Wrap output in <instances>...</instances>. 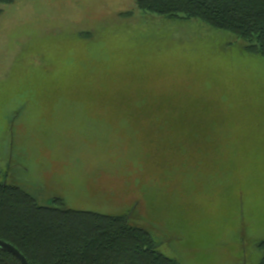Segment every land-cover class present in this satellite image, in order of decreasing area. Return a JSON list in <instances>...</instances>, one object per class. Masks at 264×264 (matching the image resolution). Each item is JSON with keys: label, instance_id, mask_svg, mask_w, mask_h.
I'll return each mask as SVG.
<instances>
[{"label": "rangeland", "instance_id": "rangeland-1", "mask_svg": "<svg viewBox=\"0 0 264 264\" xmlns=\"http://www.w3.org/2000/svg\"><path fill=\"white\" fill-rule=\"evenodd\" d=\"M1 10L0 183L127 215L178 264L260 263L264 58L133 0Z\"/></svg>", "mask_w": 264, "mask_h": 264}, {"label": "trees", "instance_id": "trees-1", "mask_svg": "<svg viewBox=\"0 0 264 264\" xmlns=\"http://www.w3.org/2000/svg\"><path fill=\"white\" fill-rule=\"evenodd\" d=\"M14 1L0 0V14ZM133 1L139 11L165 20L198 21L231 33L246 43L248 54L264 58V0ZM54 203L43 207L19 187L0 183V240L18 249L28 264H178L127 215L76 212L60 199ZM258 246L264 251V240ZM0 264L20 261L0 250Z\"/></svg>", "mask_w": 264, "mask_h": 264}, {"label": "water", "instance_id": "water-1", "mask_svg": "<svg viewBox=\"0 0 264 264\" xmlns=\"http://www.w3.org/2000/svg\"><path fill=\"white\" fill-rule=\"evenodd\" d=\"M0 250L3 252H8L16 257L20 261V264H28L26 258L10 243L0 240Z\"/></svg>", "mask_w": 264, "mask_h": 264}, {"label": "crops", "instance_id": "crops-1", "mask_svg": "<svg viewBox=\"0 0 264 264\" xmlns=\"http://www.w3.org/2000/svg\"><path fill=\"white\" fill-rule=\"evenodd\" d=\"M170 22H173V21H170ZM176 22V21H175Z\"/></svg>", "mask_w": 264, "mask_h": 264}]
</instances>
